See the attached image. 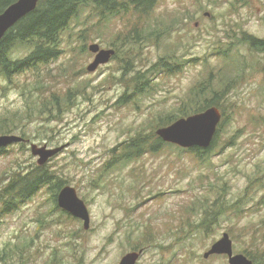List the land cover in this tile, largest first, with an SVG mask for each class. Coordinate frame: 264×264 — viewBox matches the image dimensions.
<instances>
[{
    "label": "rangeland",
    "instance_id": "obj_1",
    "mask_svg": "<svg viewBox=\"0 0 264 264\" xmlns=\"http://www.w3.org/2000/svg\"><path fill=\"white\" fill-rule=\"evenodd\" d=\"M153 20L168 25L163 39L135 47L132 65L123 61L127 44L94 72L87 69L95 59L88 46L115 49L122 42L117 37L131 26L122 18L106 30L96 18L74 22L41 89L60 95L59 113L46 118L25 113L35 77L0 79V126L7 118L12 131L6 134L25 133L27 139L25 146L10 145L0 155V188L10 172L38 165L31 144H67L47 164L77 189L91 214L86 230L82 220L58 206L49 187L12 213L0 209V264H119L126 253L140 248L144 253L136 264H229L223 255L204 258L225 232L235 253L262 264L264 51L240 45L238 59L230 60L218 52L238 43L242 30L264 40V0H160ZM25 53L19 50L14 56ZM175 53L183 61L179 73L153 76L150 94L120 102L132 92L127 81L132 68L143 71ZM226 64L229 78L242 75L220 102L225 121L207 156L196 157L172 144L106 169L121 144L156 126L155 116L175 113L180 118L190 88L212 67L219 73ZM217 82L222 86L225 80Z\"/></svg>",
    "mask_w": 264,
    "mask_h": 264
},
{
    "label": "trees",
    "instance_id": "obj_2",
    "mask_svg": "<svg viewBox=\"0 0 264 264\" xmlns=\"http://www.w3.org/2000/svg\"><path fill=\"white\" fill-rule=\"evenodd\" d=\"M17 0H0V14L12 3ZM160 0H41L35 11L27 15L19 21L12 29H10L4 38L0 41V79L9 82L14 77L21 75H31L35 77L34 92L27 96V105L25 113L33 116L53 115L62 110L61 97L57 93L47 95L42 92V88L46 85L43 77L49 78L51 71L50 64L60 58L62 54V44L64 34L68 31L74 22H79L83 16L89 21L96 18L98 25L103 29H108L113 20L122 18L131 26V30L120 34L116 41H122L114 47L116 55L122 51L127 44L128 50L125 53L123 61L126 65L131 64L135 47L143 42H151L152 39L157 43L169 33L167 24L160 20H153V15ZM165 34L164 36H162ZM240 45H246L251 51H264V40L259 39L253 34L242 30L238 37V43L227 44L218 56L222 60H230V56L238 59L235 53ZM87 49L86 45L83 50ZM24 50L26 53L22 57H15V53ZM113 57V58H114ZM191 60H188L190 62ZM187 62V63H188ZM235 62V61H233ZM138 62H136L137 64ZM132 65V64H131ZM183 61L178 54H167L161 56L155 63L145 70L133 69V74L128 78V87H132L130 95L128 93L120 99V102H127L135 96H147L155 87L152 83L153 76L161 74L173 75L180 72ZM231 69L227 68V64L219 71L212 67L206 77L196 82L189 90L187 97L183 100L179 107V116L185 117L194 113L201 112L210 106H218L221 111L224 107L220 102L225 99L228 94L236 87L237 79L241 77V73L229 78ZM218 74V75H217ZM150 76V77H149ZM229 78V79H228ZM217 80H225L222 86ZM71 91L68 92V95ZM48 96V97H47ZM67 102L69 97L66 98ZM224 115V114H223ZM178 116L175 113L166 115L158 114L154 119L156 126H152L149 133L139 131L134 137L120 145L119 151L115 154L114 159L105 166L106 169L117 165L121 162L140 159L147 153L158 154L164 146L172 144L163 142L155 133L160 126H167L176 120ZM6 124L0 126L2 135L10 133L8 129L9 123L7 118L2 119ZM225 119L219 125L218 132L211 148L203 150L200 148L183 149L182 152H189L196 157L204 158L209 151L216 145L219 137V131L224 124ZM23 137L26 135L23 133ZM26 139V138H25ZM27 140V139H26ZM26 141L17 143L21 147L26 145ZM6 149V150H5ZM0 150V155L8 151V148ZM117 151V148L113 152ZM108 170V169H107ZM67 182L56 172L50 169L48 164L43 166L32 164L27 168H17L10 172L9 179L0 188V209L1 213H12L23 206L32 197L38 194L41 189L49 187L54 191V199L57 202L59 191ZM56 204V203H55ZM148 242L149 239H147ZM260 248H264V240L259 244ZM137 250V249H135ZM264 253V250H263ZM255 264L253 256H249ZM264 264V260L262 262Z\"/></svg>",
    "mask_w": 264,
    "mask_h": 264
},
{
    "label": "water",
    "instance_id": "obj_3",
    "mask_svg": "<svg viewBox=\"0 0 264 264\" xmlns=\"http://www.w3.org/2000/svg\"><path fill=\"white\" fill-rule=\"evenodd\" d=\"M40 1L17 0L8 6L0 14V41L19 21L35 11ZM206 15H209V13H206ZM88 49L95 54V59L87 67L88 71L91 72L109 63L116 55L115 49L101 48L98 43H91ZM222 119L223 113L221 109L213 105L201 112L180 117L167 126H160L156 129L155 133L165 143L174 144L184 149L200 148L207 150L215 140ZM24 141L26 139L23 136L15 134L0 135V150L14 143ZM66 147L67 144L55 148L48 147V145L38 146L31 144V151L33 156L38 157V165L43 166ZM57 204L65 212L82 220L84 229L88 230L90 228V211L84 200L79 197L77 189L74 186L65 185L61 188L57 196ZM143 251L141 249L126 253L121 258L119 264H136ZM214 255L227 256L229 264H255L247 255L235 253L233 240L227 232L204 253V258L208 259Z\"/></svg>",
    "mask_w": 264,
    "mask_h": 264
},
{
    "label": "flooded vegetation",
    "instance_id": "obj_4",
    "mask_svg": "<svg viewBox=\"0 0 264 264\" xmlns=\"http://www.w3.org/2000/svg\"><path fill=\"white\" fill-rule=\"evenodd\" d=\"M141 249H143V248H140V249H137V250H141ZM143 250H144V249H143ZM143 253H144V251H143ZM142 255H143V254H142ZM142 255H141V256H142ZM214 256H217V255H214ZM140 258H141V257H140Z\"/></svg>",
    "mask_w": 264,
    "mask_h": 264
},
{
    "label": "bare ground",
    "instance_id": "obj_5",
    "mask_svg": "<svg viewBox=\"0 0 264 264\" xmlns=\"http://www.w3.org/2000/svg\"><path fill=\"white\" fill-rule=\"evenodd\" d=\"M5 149V148H4ZM6 150V149H5Z\"/></svg>",
    "mask_w": 264,
    "mask_h": 264
}]
</instances>
